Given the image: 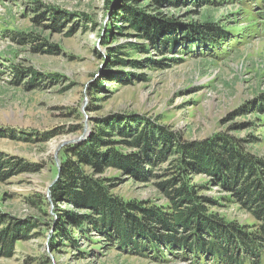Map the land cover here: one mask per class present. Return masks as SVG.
<instances>
[{"label": "rangeland", "instance_id": "obj_1", "mask_svg": "<svg viewBox=\"0 0 264 264\" xmlns=\"http://www.w3.org/2000/svg\"><path fill=\"white\" fill-rule=\"evenodd\" d=\"M229 1L208 7L232 36L214 50L189 45L185 51V45L152 46L119 21L118 32L104 38L114 27L108 0H0V159L30 166L0 176V230L17 235L21 229L12 246L0 248V264L194 263L165 250L156 256L144 248L140 253L111 236L79 234L71 226L65 233L74 240L60 237L52 224L61 210L88 211L69 201L54 205L49 186L57 176L60 149L85 140L99 120L133 127L136 117L154 125L158 120L188 141L227 134L264 157V111L254 110L264 96V21L249 5ZM205 6L188 0L179 7L162 6L158 13L184 27ZM116 51L125 63L111 67ZM112 138L117 151L135 150L122 137ZM164 167L155 168L148 180L116 168L101 175L110 178L111 192L123 200L167 207L157 186ZM194 182L216 200L211 212L255 229L251 215L208 176ZM32 221L36 227L27 231Z\"/></svg>", "mask_w": 264, "mask_h": 264}, {"label": "trees", "instance_id": "obj_2", "mask_svg": "<svg viewBox=\"0 0 264 264\" xmlns=\"http://www.w3.org/2000/svg\"><path fill=\"white\" fill-rule=\"evenodd\" d=\"M185 1L188 0H108L113 5L114 27L106 30L104 38L118 32V21L152 46L185 45V51L191 49L189 45L214 50L226 35L232 36L208 7L218 0H202L206 8L199 12L197 20L184 27L173 17L158 13L162 6L179 7ZM229 2L238 7L249 5L264 21V0ZM128 44L130 49H138L135 43ZM117 52L111 54V67L125 63ZM254 110L264 111V96L257 100ZM132 120L134 127L99 120L85 140L60 149L58 164L54 163L57 177L49 186L50 201L54 205L69 201L88 212L61 210L52 230L71 241L74 238L67 236L65 226L79 234L101 233L139 252L144 248L156 256L165 250L170 255L191 257L193 264H264V157L246 150L244 140L238 137L216 133L188 141L158 124V120L157 125L150 119ZM113 136L122 137L123 143L135 150L117 151ZM163 164L157 186L167 207L123 200L111 192L110 178L101 175L108 168H116L137 180H148L154 176L152 171ZM29 170L30 166L19 161L0 159V176L5 178ZM199 175L208 176L227 192V199L247 211L256 222L255 229L211 212L210 206L217 202L202 194L201 184L194 182ZM34 227L36 223L32 221L27 231ZM16 230L20 235L21 229ZM7 233L6 229L0 230V248L12 246L17 240V235Z\"/></svg>", "mask_w": 264, "mask_h": 264}, {"label": "water", "instance_id": "obj_3", "mask_svg": "<svg viewBox=\"0 0 264 264\" xmlns=\"http://www.w3.org/2000/svg\"><path fill=\"white\" fill-rule=\"evenodd\" d=\"M57 177V176H56Z\"/></svg>", "mask_w": 264, "mask_h": 264}]
</instances>
